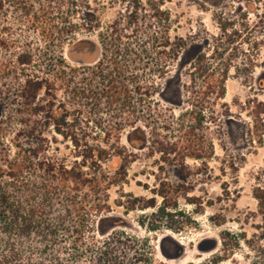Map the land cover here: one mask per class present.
Instances as JSON below:
<instances>
[{"label": "rangeland", "instance_id": "rangeland-1", "mask_svg": "<svg viewBox=\"0 0 264 264\" xmlns=\"http://www.w3.org/2000/svg\"><path fill=\"white\" fill-rule=\"evenodd\" d=\"M20 1L22 16L11 14L8 20L11 32L19 42L27 38L36 55L45 47L61 55L69 69L93 67L116 39L128 61L152 55L153 65L163 55L157 45H164V37L173 47H184L176 59L171 54L167 73L156 80L152 95L160 119L102 95L70 106L71 93L87 89L88 79L79 84L77 76L65 89L57 82L71 126L43 134L44 153L91 173L95 166L74 149L70 137L81 146L106 150L99 165L109 179L100 200L108 209L100 213L99 235L123 231L147 241L155 259L165 264H187L224 249L232 255L222 264H264V213L254 198L264 191V0ZM56 41L62 43L58 50ZM200 55L201 68L214 77L225 75L222 99L201 101L198 92L206 80L192 67ZM14 103L0 95V118L20 129L19 121L24 127L27 118ZM119 116L139 121L136 126L147 137L143 148L129 147L131 130H117L123 124ZM17 135L24 144L26 134ZM197 145L202 151L195 150ZM117 149L130 155L122 159ZM185 151L201 160L182 158ZM242 236L254 240L251 250L236 248L234 241Z\"/></svg>", "mask_w": 264, "mask_h": 264}, {"label": "trees", "instance_id": "trees-1", "mask_svg": "<svg viewBox=\"0 0 264 264\" xmlns=\"http://www.w3.org/2000/svg\"><path fill=\"white\" fill-rule=\"evenodd\" d=\"M7 2L0 0V95L15 102L27 122L22 127L23 122L19 121L20 129L16 126L13 129L5 116L0 118V264H88L90 261L93 264H165L155 259L147 241L123 231L99 235L100 213L104 208L108 209L100 200V195L106 192L104 183L109 179L100 172L99 165L108 156L106 150L81 146L77 138L70 135L74 149L81 150L83 159H89L95 166L87 173L76 163L66 166L46 157L47 139L43 134L60 133L63 128H70L67 108L61 103L64 98L61 99L58 92L68 88L77 76H81L79 84L88 79V88L79 87L71 93L70 106H81L90 96L98 98L102 95L110 103L119 101L121 107L132 108L131 112H148V116L160 119L161 115L154 114L158 104L152 95L158 86L156 80L167 73L170 58L176 59L184 47H173L169 37H164V45L161 41L157 45L163 47V55L153 65L151 62L156 59L152 55L128 61L126 50L122 54L116 39L109 43L104 58L93 67L69 69L62 56L54 55L53 50L48 51L45 47L36 55L27 38L22 42L17 40L8 20L11 14L22 16L21 1ZM52 43L57 50V46L62 45L57 41ZM203 60V56H198L192 67L198 77L206 80L198 94L203 95L200 97L203 103H209L212 99L223 98L225 75L214 77L208 73L201 68ZM69 71L75 73L74 78ZM93 79H96L94 86L91 85ZM119 112L125 116L124 111ZM123 116H119L123 124H119L117 130L123 131L127 126L131 130L127 137L129 147L143 148L147 137L136 126L139 121L136 123L130 118L132 113L130 119ZM16 130L19 136L26 134L24 144L13 133ZM10 134L12 137L8 140ZM36 141L39 145H30ZM25 142L29 145L25 146ZM195 150L202 151V147L197 145ZM116 152L122 159L126 154L130 155L123 150ZM184 153L182 158L190 156L201 160L194 151ZM254 198L264 213V191H256ZM220 244L223 247V242ZM234 244L236 248L245 245L251 250L254 240L236 237ZM223 251L210 252L187 264H222L232 255L227 249Z\"/></svg>", "mask_w": 264, "mask_h": 264}]
</instances>
